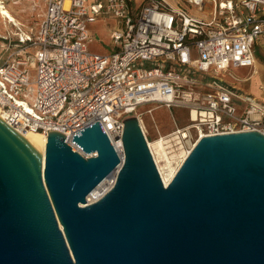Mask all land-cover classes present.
Segmentation results:
<instances>
[{
	"label": "water",
	"instance_id": "water-1",
	"mask_svg": "<svg viewBox=\"0 0 264 264\" xmlns=\"http://www.w3.org/2000/svg\"><path fill=\"white\" fill-rule=\"evenodd\" d=\"M123 124L121 155L99 121L72 136L86 156L58 131L41 154L0 117V264H264V133L201 137L164 184Z\"/></svg>",
	"mask_w": 264,
	"mask_h": 264
},
{
	"label": "built area",
	"instance_id": "built-area-1",
	"mask_svg": "<svg viewBox=\"0 0 264 264\" xmlns=\"http://www.w3.org/2000/svg\"><path fill=\"white\" fill-rule=\"evenodd\" d=\"M42 2L35 28L17 24L0 34V117L17 132L58 131L86 156L72 136L99 121L121 155L123 120L135 115L158 171L139 106L186 110V124L164 135L157 130L169 157L203 136L264 133V99L237 84L251 79L256 48L264 50V0ZM207 5L205 16L187 8L202 13ZM103 15L118 23L108 54L88 49V26ZM243 67L248 75L234 74Z\"/></svg>",
	"mask_w": 264,
	"mask_h": 264
},
{
	"label": "rangeland",
	"instance_id": "rangeland-1",
	"mask_svg": "<svg viewBox=\"0 0 264 264\" xmlns=\"http://www.w3.org/2000/svg\"><path fill=\"white\" fill-rule=\"evenodd\" d=\"M1 3L6 5L8 9L12 12L16 20L19 22V26L23 30H32L37 25L39 18L44 10V3L42 0H18V3L13 4V0H0ZM140 0H136V4H139ZM170 5L176 6H186L187 0H165ZM33 4L35 6H33ZM190 13L200 16H205L206 12L210 9V6L205 7L204 12H198L194 7H188ZM5 27L2 23H0V34H5L7 31H16V27L11 23L6 24ZM118 23L117 19L113 16L103 15L96 22L91 23L88 26V31L90 36L92 37V42L88 43V49L92 52H97L99 54H108L111 51V36L112 32L117 29ZM256 51L259 53V58L256 56V59L260 64L264 66V50L256 48ZM261 58V59H260ZM264 71V69H263ZM250 73V68L243 67L234 70V74L238 77H244ZM35 75V71L30 69V77L33 78ZM261 77V71L253 72L251 75V79L248 82L238 81V86L244 88L245 90L251 92L255 95L254 89H258L259 92L264 96V89H260L258 87L259 82L258 78ZM257 97V96H256ZM259 98V97H258ZM152 108L151 113L146 112V109ZM138 112H141V117L145 126V133L149 140H153L157 138V130L161 135L169 133L177 124L178 126L186 124L188 122L186 110L180 108H173L172 110L167 107L160 106L158 104H148L139 106L137 109ZM157 127V128H156ZM174 147V145H171ZM186 149V146H182ZM182 149V148H181ZM180 150V146L174 149L175 153H178ZM173 152V153H174ZM157 156V155H156ZM158 158V166L160 171H164L162 167V161H160L161 157ZM179 159V158H178ZM176 165V163H174ZM159 171V172H160ZM167 172V171H166ZM161 175V174H160ZM162 178V177H161ZM82 205V204H80Z\"/></svg>",
	"mask_w": 264,
	"mask_h": 264
},
{
	"label": "bare ground",
	"instance_id": "bare-ground-1",
	"mask_svg": "<svg viewBox=\"0 0 264 264\" xmlns=\"http://www.w3.org/2000/svg\"><path fill=\"white\" fill-rule=\"evenodd\" d=\"M13 4L18 3V0H13ZM33 6H35L33 4ZM11 23L12 25H17L19 22L16 20L12 12L8 9L6 5L1 3L0 1V23H2L5 27H7V23ZM255 65L259 67V64L255 60ZM31 144H33L37 149L41 151V154L44 153L45 150V144H46V135L38 132V131H32V130H25L21 133ZM165 138H155L151 141L150 147L153 150V153L155 154V158L157 160V157H161L160 161H162V167L164 171H160L162 180L164 184H167L168 181L171 179V177L176 172L178 166L182 162V160L185 158V156L188 154L190 149H185L183 147H180V150L178 153H172V155L169 157L165 151ZM189 147H192V144L189 145ZM182 148V149H181ZM157 155V156H156ZM179 158V159H178ZM176 163V165H174ZM117 169L113 170L108 176H106L96 187H94L91 192L87 195L86 202L90 203L97 199H99L113 184L115 175H116ZM167 171V172H166Z\"/></svg>",
	"mask_w": 264,
	"mask_h": 264
},
{
	"label": "crops",
	"instance_id": "crops-1",
	"mask_svg": "<svg viewBox=\"0 0 264 264\" xmlns=\"http://www.w3.org/2000/svg\"><path fill=\"white\" fill-rule=\"evenodd\" d=\"M256 61H257V63L259 64V67H257L256 65H254V67H255V71L257 72V71H261V77L260 78H258V82H259V85L262 83L263 85H264V71H263V69H264V66L262 65V64H260L259 62H258V60L256 59ZM255 72V73H256ZM254 93H255V95L254 96H257V97H259V98H261V99H264V96L261 94V92H259L258 91V89H254Z\"/></svg>",
	"mask_w": 264,
	"mask_h": 264
},
{
	"label": "trees",
	"instance_id": "trees-1",
	"mask_svg": "<svg viewBox=\"0 0 264 264\" xmlns=\"http://www.w3.org/2000/svg\"><path fill=\"white\" fill-rule=\"evenodd\" d=\"M256 53H257V51H256ZM256 53H255V54H256ZM256 56H258V58H259V53H258V54H256ZM260 59H261V58H260Z\"/></svg>",
	"mask_w": 264,
	"mask_h": 264
}]
</instances>
